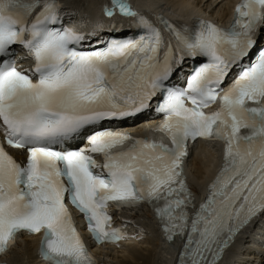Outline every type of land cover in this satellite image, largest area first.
I'll list each match as a JSON object with an SVG mask.
<instances>
[{
    "label": "snow or ice",
    "instance_id": "snow-or-ice-1",
    "mask_svg": "<svg viewBox=\"0 0 264 264\" xmlns=\"http://www.w3.org/2000/svg\"><path fill=\"white\" fill-rule=\"evenodd\" d=\"M64 7L60 0H0V254L18 233L42 232L49 264H97L67 197L99 242L125 235L112 227L110 203L148 201L168 238L184 239L179 264H219L238 233L264 214V47L256 49L255 36L264 0H240L228 28L201 20L187 30L161 17L167 43L126 0H113L106 14L118 8L137 17L142 31L131 39L102 40L96 29L65 26ZM13 46L27 50L29 69L17 67ZM186 67L185 86L171 83ZM217 100L219 108L206 111ZM150 108L164 119L147 138L106 126ZM198 138L223 141L225 162L192 212L183 164L188 142ZM80 139L83 146H69Z\"/></svg>",
    "mask_w": 264,
    "mask_h": 264
},
{
    "label": "bare ground",
    "instance_id": "bare-ground-1",
    "mask_svg": "<svg viewBox=\"0 0 264 264\" xmlns=\"http://www.w3.org/2000/svg\"><path fill=\"white\" fill-rule=\"evenodd\" d=\"M60 2L65 5L64 8L68 14L79 25L87 26L88 29L93 28L92 19L95 15L103 12L105 7H112L110 0H60ZM132 2L139 5L135 6L136 9L144 12H151L156 9L166 10L175 19L206 16L215 21L220 20L223 22L228 21V16L234 8L232 0H134ZM116 17V14L112 17H106L104 19L105 25ZM124 19L123 21L126 23L127 18ZM113 21L110 25L108 24V34L111 32L110 29L113 28ZM175 23L183 25L179 20H175ZM117 27H119V24L116 25ZM20 48L23 50V47L20 46ZM32 64L33 60L30 58L24 59L22 62L25 69L31 67ZM157 122V119L141 117L135 123L127 124L124 129L136 135H144L148 127L155 125ZM219 150L220 142L218 140H208L206 145L201 143L193 150L187 163V171L189 182L196 195L201 194L204 186L217 170ZM131 217L141 233L118 248L111 246L95 248L98 263L174 264L173 260L176 256L178 240L168 242L161 237L147 208L140 207L136 209L131 212ZM253 235L254 237H260L259 233ZM247 237L244 236L241 242L249 250L246 251L242 246L236 247L235 250L230 249L229 255L223 264H264V248L259 250L260 252L255 250L256 245L259 246L258 240H249ZM39 241L40 237L37 235H22L17 238L16 244L9 248L2 258L12 264H44L37 257Z\"/></svg>",
    "mask_w": 264,
    "mask_h": 264
}]
</instances>
